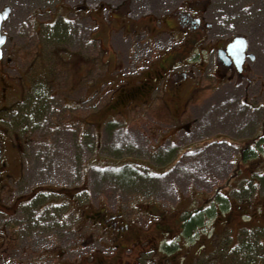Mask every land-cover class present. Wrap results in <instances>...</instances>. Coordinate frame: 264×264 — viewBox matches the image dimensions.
I'll use <instances>...</instances> for the list:
<instances>
[{"label":"rangeland","instance_id":"rangeland-1","mask_svg":"<svg viewBox=\"0 0 264 264\" xmlns=\"http://www.w3.org/2000/svg\"><path fill=\"white\" fill-rule=\"evenodd\" d=\"M189 1L0 0V11L12 10L2 28L8 38L2 66L15 87L10 99L22 98L9 112L20 110L19 122L30 131L25 184L32 182L36 192L67 191L69 216L63 228L50 226L55 223H49V211L42 217L30 212L37 214V226L33 215L21 213V226L0 215V264H107L105 258L112 264H264V141L263 148H254L257 153L241 157L249 140L252 147L264 137V0H200L202 19L210 25L207 44L235 36L248 40L256 59L248 61L246 78L222 82L212 64L202 61L194 68L201 60L196 59L186 68L195 74L190 88L197 86L182 120L161 101L166 82L152 95L156 84L148 80L146 104L107 118L112 97L128 101L127 90L149 75L155 78L161 54L177 49L180 40L163 32L165 20ZM120 7H127L125 20L138 36L119 29L118 13L125 10ZM218 139L234 141L239 151ZM223 193L230 196L227 205ZM58 198L41 195L35 206ZM215 199L228 210H217ZM94 210L120 214L138 227L144 244L125 257L115 250L118 240L109 248L107 236L81 230L84 222L72 233L78 218ZM183 212L189 230L180 235ZM162 215L173 231L168 237L155 230ZM74 243L85 250L73 252ZM241 244L255 250L246 256L238 252Z\"/></svg>","mask_w":264,"mask_h":264},{"label":"flooded vegetation","instance_id":"flooded-vegetation-1","mask_svg":"<svg viewBox=\"0 0 264 264\" xmlns=\"http://www.w3.org/2000/svg\"><path fill=\"white\" fill-rule=\"evenodd\" d=\"M201 5L200 0L185 2L180 8H177L173 12L168 20H165L166 30L163 32L170 34L171 36L175 35L174 37L177 40H180V43L176 46L177 49L174 51H167L164 56L161 54L158 70L154 73L155 78H153L152 75H149L148 79L138 80V82H135L134 85L127 90L129 94L128 101L123 102L120 99H112V102L109 103L110 109L108 107V111L106 110L107 118L123 115L124 112H134L136 108L146 104L148 101L146 97L151 87V85H146V80H148L155 84L166 82L168 89L167 97H165L162 91L161 101L175 120H182L183 115L188 111L189 103L193 100V95L197 86V83L194 82L193 87L190 88L189 83L192 78L195 77V74L194 71L186 69L189 67V64L192 63V58H195L194 60L201 58V60L197 62L193 61L196 62V64L193 63L194 68H197L202 61L208 62L210 65L212 64L214 69H218L219 77L222 82H227V80L234 79L236 76L246 78L248 61L250 58H246L242 71L240 72L234 63V60L227 52V46L231 43L232 39L217 42L216 46L214 44L210 45L206 43V36L208 35V28L210 25L202 19L204 9L201 8ZM120 8L125 10L118 13L122 20V22H118L120 24L122 23V26L119 29L126 27L130 30V38L133 37V34L138 36L136 32H132L133 23H130V21L128 23L125 20L127 7ZM4 9L5 7L2 8L0 13ZM1 35H5L2 30ZM123 38L125 37L123 36ZM4 47L2 50V59H0V215L4 216L3 221L11 219L12 224L17 221L16 224H18V226H21L22 223L25 222L24 219L22 221L21 218L19 219L21 213H24L28 218L33 215V224L37 226L38 223H40V220L39 218H36L37 214L34 215L33 213L38 210L39 216L42 217L43 214H47V211H49L51 214V217H49V223H51V219L55 223L50 226L68 227V211L65 212V207L67 205L65 201L66 199L68 200L67 191L49 189L44 192H36L37 188L32 182H29L28 185L25 184L26 179H24L23 172V153H25V149L31 144L26 135L28 129H26L25 122H19V117L22 112H20V110L15 111L14 109L9 112L10 109L15 108L21 103L22 98L10 99V94L15 91V87L9 78H6V73L2 66V62L5 58ZM199 50H202V52L196 56V53ZM205 59H207V61ZM188 62L190 63L188 64ZM204 70L206 71L207 67H204ZM159 87L158 85H155L151 94L154 95L157 93ZM14 101H16V105H13ZM178 113L180 114L179 118H177ZM188 126L189 125H187V127ZM174 129H178V131H176L177 133L183 130L182 127H175ZM41 195H56L59 198L50 205L46 202L36 207V201ZM71 198H74V196ZM28 212L30 215L26 214ZM121 217L122 216L117 213L106 215L104 211L94 210L88 215L84 214L85 220L80 216V218H78L79 220L72 226L71 230L72 233H78L79 230H76V227L84 222L81 226V230L86 226V228L93 231L92 235L94 237L100 238L103 236L104 238H110L112 243L110 242L109 248H114V244H116L114 242L118 240L119 246L116 245L115 250H123L125 257H127L126 252L138 245V243L142 245L144 243L138 240V227L130 226V224L123 221ZM157 220L158 222L155 224V230L164 232L163 234H159L164 236L165 234L169 235L168 233H173L168 221H165L163 215L158 217ZM5 223L8 224L9 222ZM178 223L181 233L185 232L187 230L186 223L184 225V221L180 218L178 219ZM41 225L44 226L43 223H41ZM30 228H32L31 225ZM64 235L68 236V234L65 233ZM128 242H131V244L126 248ZM149 242L154 243L153 241ZM71 246L73 247L72 251L75 248V251L73 252L85 250L84 245L74 243ZM205 248H207V243L205 244ZM93 257H96V261L100 260V251L95 250ZM105 259H107L105 260L107 264H112L111 258ZM134 261L137 262V259L135 258ZM128 264H135V262H129Z\"/></svg>","mask_w":264,"mask_h":264},{"label":"water","instance_id":"water-1","mask_svg":"<svg viewBox=\"0 0 264 264\" xmlns=\"http://www.w3.org/2000/svg\"><path fill=\"white\" fill-rule=\"evenodd\" d=\"M11 10L9 7H7L2 13H0V31L3 22L8 21L10 18ZM6 42V37L0 35V59L2 58V47ZM247 41L244 37L238 36L236 37L228 46H227V52L229 55L232 57L234 60V63L237 67V69L241 72L244 62L247 57ZM250 59L252 61L255 60L254 55L250 54L249 55Z\"/></svg>","mask_w":264,"mask_h":264},{"label":"trees","instance_id":"trees-1","mask_svg":"<svg viewBox=\"0 0 264 264\" xmlns=\"http://www.w3.org/2000/svg\"><path fill=\"white\" fill-rule=\"evenodd\" d=\"M245 149H249L250 150V152L248 153V151H246L245 152V154L243 153V158H247L249 155H251L250 153L253 151V150H251V147L249 146V145H247V148H245ZM255 152H253V154H254ZM219 196V194H217V197ZM200 215H198V217H197V219H198V222H200ZM185 220H187V219H185ZM196 226H198V224H196ZM241 248H243V249H241ZM255 250V248L254 247H252L251 245H249V244H247L246 245V247H245V244H241L240 245V251H238L239 253H243V254H245L246 256H248V255H251L252 253H253V251Z\"/></svg>","mask_w":264,"mask_h":264},{"label":"crops","instance_id":"crops-1","mask_svg":"<svg viewBox=\"0 0 264 264\" xmlns=\"http://www.w3.org/2000/svg\"><path fill=\"white\" fill-rule=\"evenodd\" d=\"M165 84V83H164ZM165 87V86H164Z\"/></svg>","mask_w":264,"mask_h":264}]
</instances>
